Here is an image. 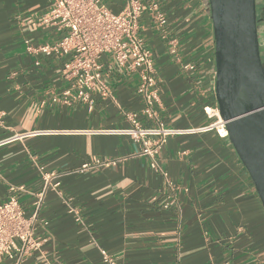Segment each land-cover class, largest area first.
<instances>
[{
  "label": "crops",
  "instance_id": "1",
  "mask_svg": "<svg viewBox=\"0 0 264 264\" xmlns=\"http://www.w3.org/2000/svg\"><path fill=\"white\" fill-rule=\"evenodd\" d=\"M155 1L166 26L156 25L148 7L140 19L158 95L150 117L141 113V73L110 56L103 79L112 96L93 94L92 110L64 96L68 56L29 48L60 38L55 25L40 23L51 0H0V142L7 141L0 145V204L15 193L31 213L42 174L64 173L61 192L49 190L40 209L47 240L22 264H109L101 248L117 264H264V206L228 136H170L155 169L140 142L110 132L131 126L129 112L145 125L178 129L215 120L204 111L218 105L207 0ZM103 2L115 12L125 4ZM189 62L195 69L184 68ZM97 158L122 159L76 171Z\"/></svg>",
  "mask_w": 264,
  "mask_h": 264
},
{
  "label": "built area",
  "instance_id": "2",
  "mask_svg": "<svg viewBox=\"0 0 264 264\" xmlns=\"http://www.w3.org/2000/svg\"><path fill=\"white\" fill-rule=\"evenodd\" d=\"M124 2L123 9L115 12L107 7L103 0H51L50 7L41 17L40 23L55 25L60 31V38L55 43L29 48L46 55L68 56L63 69L71 83L62 93L66 97L71 96L87 103L91 110L95 104L93 94L112 96L110 87L103 79L104 56H110L123 67L138 70L141 73V81L137 90L146 99L141 113L152 117L155 115L153 105L158 100L156 80L153 76V51L140 34V19L147 7L152 11L158 27L164 28L168 18L155 0H151L148 5L144 0ZM184 68L193 70L195 64L185 63ZM55 100H58V97ZM204 111L209 118H215L212 123L185 129L167 127L163 122L145 125L139 119V112H129L127 117L131 126L110 132L130 136L140 142L141 153L150 156L151 166L159 169L157 155L170 136L210 130H216L220 137L228 136L226 123L220 116L218 105L205 106ZM6 142L2 141L0 145ZM121 159L97 158L85 162L76 171L116 165ZM162 172L167 178L168 173ZM63 175L64 173L56 171L42 174L43 188L34 193L31 213L27 212L15 193L0 204V264H22L35 251L41 250L47 236L40 233V228H46L49 221L40 219V209L49 190L61 192ZM11 190L14 192L16 187L11 186ZM73 210L76 211L75 208ZM76 217L80 219L79 214ZM100 251L105 262L117 264L105 249L101 248Z\"/></svg>",
  "mask_w": 264,
  "mask_h": 264
},
{
  "label": "water",
  "instance_id": "3",
  "mask_svg": "<svg viewBox=\"0 0 264 264\" xmlns=\"http://www.w3.org/2000/svg\"><path fill=\"white\" fill-rule=\"evenodd\" d=\"M258 3L207 0L214 29L220 116L264 206V51Z\"/></svg>",
  "mask_w": 264,
  "mask_h": 264
},
{
  "label": "flooded vegetation",
  "instance_id": "4",
  "mask_svg": "<svg viewBox=\"0 0 264 264\" xmlns=\"http://www.w3.org/2000/svg\"><path fill=\"white\" fill-rule=\"evenodd\" d=\"M262 3V4H260ZM258 3V26L259 29H261V31L263 32L262 36H261V42H260V46H261V50L264 51V0H261V2ZM262 59L264 61V55L262 56Z\"/></svg>",
  "mask_w": 264,
  "mask_h": 264
},
{
  "label": "rangeland",
  "instance_id": "5",
  "mask_svg": "<svg viewBox=\"0 0 264 264\" xmlns=\"http://www.w3.org/2000/svg\"><path fill=\"white\" fill-rule=\"evenodd\" d=\"M261 2V0H259V3ZM260 4H262V3H260Z\"/></svg>",
  "mask_w": 264,
  "mask_h": 264
},
{
  "label": "bare ground",
  "instance_id": "6",
  "mask_svg": "<svg viewBox=\"0 0 264 264\" xmlns=\"http://www.w3.org/2000/svg\"><path fill=\"white\" fill-rule=\"evenodd\" d=\"M224 132H226V130H224Z\"/></svg>",
  "mask_w": 264,
  "mask_h": 264
}]
</instances>
